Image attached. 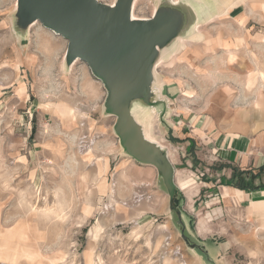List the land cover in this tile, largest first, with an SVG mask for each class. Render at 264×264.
<instances>
[{"label":"rangeland","instance_id":"374dc122","mask_svg":"<svg viewBox=\"0 0 264 264\" xmlns=\"http://www.w3.org/2000/svg\"><path fill=\"white\" fill-rule=\"evenodd\" d=\"M160 1L137 0L135 16ZM225 1L164 51L155 92L166 108L145 117L175 169L178 222L157 170L124 155L102 83L82 61L67 68L68 42L40 23L18 32L17 0H0V249L36 253L21 264H264V208L249 209L264 187L226 200L236 179L210 176L193 139L225 106L264 131V0Z\"/></svg>","mask_w":264,"mask_h":264},{"label":"water","instance_id":"95a60500","mask_svg":"<svg viewBox=\"0 0 264 264\" xmlns=\"http://www.w3.org/2000/svg\"><path fill=\"white\" fill-rule=\"evenodd\" d=\"M136 1L115 0L110 5L99 0H17L15 28L26 33L40 23L68 42L66 67L82 61L102 83L106 91L104 112L115 118L113 129L124 155L157 170L169 196L170 211L182 222L172 161L164 149L146 138L133 109L138 104L146 110H165L166 102L155 92L156 67L162 54L186 29L207 20L218 0H206L209 4L202 11L194 5L205 0H179L177 4L161 0L154 15L142 19L133 17ZM190 19L194 23L190 24ZM205 258L203 262L208 264Z\"/></svg>","mask_w":264,"mask_h":264},{"label":"crops","instance_id":"0c3cea01","mask_svg":"<svg viewBox=\"0 0 264 264\" xmlns=\"http://www.w3.org/2000/svg\"><path fill=\"white\" fill-rule=\"evenodd\" d=\"M202 2L196 3L194 8L201 11L205 9L209 1L205 0ZM226 4H228V0L225 1V5ZM262 76L264 78V75ZM262 98L263 97L254 104L255 110L261 113L264 111ZM140 108L143 109L142 107ZM224 110V115L220 116L218 119L216 117H210L207 120H202L201 123L198 125L196 124L192 131L196 134V139H198L196 140L193 138L194 141H197L195 145L198 147L202 145L203 147L204 159H206L203 161L209 163L206 165L211 172L210 176L218 174V177H222L223 180L229 179L231 182L234 171H237V173L244 172V177L247 181L252 179V175L256 176L260 174V178L257 177L254 181L252 179L253 184L255 183L256 186L264 184V171L261 172V169L264 168V131L261 130L256 132V129L255 131L251 129L252 126H256L252 123L256 122V118L252 117V120L250 119V121H248L250 123L247 125V120L245 118L240 119L238 113L232 111L230 107L225 106ZM143 113L144 115H150L146 109H143ZM149 118H151V116H149ZM148 127H151V125H148ZM144 130L146 138L158 144L148 137L146 128H144ZM149 135L151 136V134ZM183 183L184 185H189L187 181H183ZM231 183L230 186L224 187V196L226 200L235 198L241 201L245 197L253 199L259 193L251 189L241 190L236 185L237 179L235 182ZM263 208L264 202L262 201H253L249 207V209L252 210Z\"/></svg>","mask_w":264,"mask_h":264},{"label":"bare ground","instance_id":"6f19581e","mask_svg":"<svg viewBox=\"0 0 264 264\" xmlns=\"http://www.w3.org/2000/svg\"><path fill=\"white\" fill-rule=\"evenodd\" d=\"M174 3H178V0H173ZM137 2V1H136ZM136 2H135V5H136ZM203 3V2H202ZM205 3V2H204ZM200 4V3H199ZM135 5H134V8H135ZM17 6V4H16ZM197 8V7H196ZM156 10V9H155ZM133 17L135 19H141V18H137L135 16V13L133 11ZM33 27V26H32ZM179 40V39H178ZM20 93V92H19ZM135 110H133L135 112V116L137 118V120L139 121V123H141L144 128H145V125H146V119L145 117H149L150 115L148 114H145L143 113V109H140L139 105L136 104ZM7 240V236H5ZM8 242L9 244V241L7 240L6 243ZM23 249H21V252L19 250H12V249H9V248H4V249H0V261H3L5 264H21L23 259H28L30 260L31 262H33L36 258V253L35 252H32V251H28V250H25V252ZM90 261L92 262V257L90 258ZM51 264H57L54 260H51Z\"/></svg>","mask_w":264,"mask_h":264},{"label":"trees","instance_id":"16d2710c","mask_svg":"<svg viewBox=\"0 0 264 264\" xmlns=\"http://www.w3.org/2000/svg\"><path fill=\"white\" fill-rule=\"evenodd\" d=\"M264 171V168L261 169V172ZM258 178H260V174L253 176L252 175V179L253 181L256 180ZM233 179H237V186L238 188H240L241 190H245V189H251V190H256V189H260L262 187H264V184H261L259 186H255L253 184L252 179H250V181H247L244 177V172H239L237 173V171H234V175H233Z\"/></svg>","mask_w":264,"mask_h":264}]
</instances>
